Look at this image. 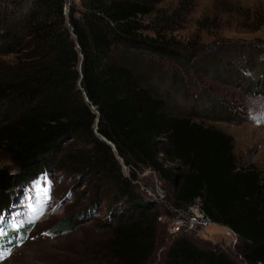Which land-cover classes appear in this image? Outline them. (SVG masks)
<instances>
[{
    "label": "trees",
    "instance_id": "obj_1",
    "mask_svg": "<svg viewBox=\"0 0 264 264\" xmlns=\"http://www.w3.org/2000/svg\"><path fill=\"white\" fill-rule=\"evenodd\" d=\"M65 4L0 0V154L13 166L0 168V215L20 189L62 166L92 177L95 195L106 191L115 204L95 261L146 264L156 250L159 214L134 181L137 171L150 169L171 207L199 199L213 223L238 237L243 260L264 264L261 175L239 165L230 135L179 116L145 83L142 62L178 55L144 35L152 10L141 0H80L66 17ZM75 225L63 220L52 232L70 234ZM160 264L235 263L177 236Z\"/></svg>",
    "mask_w": 264,
    "mask_h": 264
},
{
    "label": "rangeland",
    "instance_id": "obj_2",
    "mask_svg": "<svg viewBox=\"0 0 264 264\" xmlns=\"http://www.w3.org/2000/svg\"><path fill=\"white\" fill-rule=\"evenodd\" d=\"M65 1L69 11L80 0ZM141 1L152 10L144 20V35L178 48L174 59L142 62L148 88L166 97L179 116L230 135L239 165L253 167L264 180V0ZM118 161L128 176L129 169ZM0 168L13 170L1 154ZM137 172L138 191L143 193L141 188L146 187L153 193L159 187L165 194L150 169ZM90 178L51 166L20 189L0 215V264H99L95 260L101 261L100 247L109 232L104 224L113 222L115 204L106 191L95 195ZM169 206L165 198L156 202V250L146 264H160L177 237L168 234L162 221L170 215ZM63 220L76 224V230L55 236L52 228ZM18 230L25 235L17 236ZM178 236L188 237L201 249L223 252L235 264H250L225 228L195 229Z\"/></svg>",
    "mask_w": 264,
    "mask_h": 264
},
{
    "label": "built area",
    "instance_id": "obj_3",
    "mask_svg": "<svg viewBox=\"0 0 264 264\" xmlns=\"http://www.w3.org/2000/svg\"><path fill=\"white\" fill-rule=\"evenodd\" d=\"M153 175L155 173L151 171ZM141 191L146 194V197H150L153 201H163L165 198L164 192L157 187L153 193H151L146 187H142ZM170 215L162 221L166 222L165 227L168 234L172 236H178L181 234L189 233L195 229H207L214 227L218 229H224V227L213 223L202 211L201 202L199 199L195 200L186 209H176L169 206ZM163 223V222H162ZM226 229V228H225ZM228 230V229H226ZM233 236L232 245L234 246L239 242L238 237L228 230Z\"/></svg>",
    "mask_w": 264,
    "mask_h": 264
},
{
    "label": "water",
    "instance_id": "obj_4",
    "mask_svg": "<svg viewBox=\"0 0 264 264\" xmlns=\"http://www.w3.org/2000/svg\"><path fill=\"white\" fill-rule=\"evenodd\" d=\"M65 15H66V17H67V10L65 9ZM79 69H80V64H79ZM79 86H80V83H79ZM84 97H85V100L87 101V98H86V95L84 94ZM94 130H95V132L97 131V120H96V122H95V127H94ZM97 133V132H96ZM104 142H106V144H108L109 146H111V148H112V150L114 151V152H116L115 151V148H114V146L110 143V142H108V141H106L103 137H100ZM117 157V160H120L121 161V159L118 157V156H116ZM121 163H122V161H121ZM123 164V163H122Z\"/></svg>",
    "mask_w": 264,
    "mask_h": 264
},
{
    "label": "snow or ice",
    "instance_id": "obj_5",
    "mask_svg": "<svg viewBox=\"0 0 264 264\" xmlns=\"http://www.w3.org/2000/svg\"><path fill=\"white\" fill-rule=\"evenodd\" d=\"M45 191L48 192V193H50V189H46ZM41 214H42V213H41ZM0 231H2V230H0Z\"/></svg>",
    "mask_w": 264,
    "mask_h": 264
}]
</instances>
